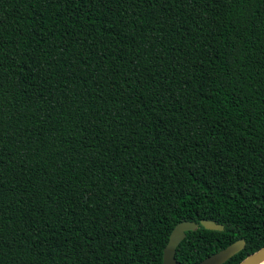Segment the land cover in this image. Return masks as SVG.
Listing matches in <instances>:
<instances>
[{"label": "trees", "instance_id": "trees-1", "mask_svg": "<svg viewBox=\"0 0 264 264\" xmlns=\"http://www.w3.org/2000/svg\"><path fill=\"white\" fill-rule=\"evenodd\" d=\"M194 262L264 245V0H0V264Z\"/></svg>", "mask_w": 264, "mask_h": 264}, {"label": "water", "instance_id": "water-1", "mask_svg": "<svg viewBox=\"0 0 264 264\" xmlns=\"http://www.w3.org/2000/svg\"><path fill=\"white\" fill-rule=\"evenodd\" d=\"M198 225L210 229L223 228L222 223L211 218H201L198 222L187 219L175 221L170 228L167 242L163 248V264H220L242 249L245 245V239L240 237L200 260L194 262H181L175 256L176 247L184 237L185 231L188 229H195ZM236 264H264V245L245 255Z\"/></svg>", "mask_w": 264, "mask_h": 264}]
</instances>
